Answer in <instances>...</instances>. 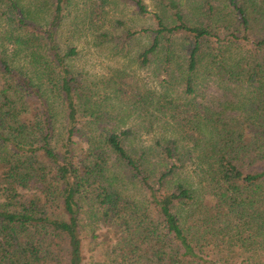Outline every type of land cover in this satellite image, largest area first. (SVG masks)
Listing matches in <instances>:
<instances>
[{"label": "trees", "instance_id": "obj_1", "mask_svg": "<svg viewBox=\"0 0 264 264\" xmlns=\"http://www.w3.org/2000/svg\"><path fill=\"white\" fill-rule=\"evenodd\" d=\"M69 1L0 0L36 75L0 49V264H87L86 226L99 230L93 264H264V0H206L193 13L156 0L168 16L127 39L150 38L141 67L162 55L161 88L122 74L114 104L68 63ZM35 4L51 7L44 24ZM208 82L224 99L205 96Z\"/></svg>", "mask_w": 264, "mask_h": 264}, {"label": "rangeland", "instance_id": "obj_2", "mask_svg": "<svg viewBox=\"0 0 264 264\" xmlns=\"http://www.w3.org/2000/svg\"><path fill=\"white\" fill-rule=\"evenodd\" d=\"M144 1L150 11L147 16L139 15L131 0H70L66 5L65 17L59 30L60 44L65 51L71 46L77 47V55L68 59L71 69L85 88L95 93L96 98H108L106 103H115L114 84L120 80L122 74L125 75L122 83L130 82L145 89L161 88L162 72L159 63L162 55H156L150 66L141 67L136 58L148 46L150 38L141 34L127 39L129 30L153 27L154 12L168 16L166 9L156 0ZM177 1L182 2L184 13H193L206 0ZM28 2L29 0H23L27 9L30 4ZM50 8L42 4L32 5L31 11L36 13L31 15L44 24L48 20ZM103 34H107V38ZM16 35L18 33H14L9 24L0 20V49L8 55L12 64L36 77L30 51L23 45L16 44ZM203 89L208 99L211 96L216 99L223 98L224 91L213 82L206 83ZM105 102L101 101V104ZM126 119V124L135 128L143 125L133 116ZM139 128L137 137L142 135L147 140L152 139L154 133L140 132ZM94 230L91 226L83 229L87 264H93L101 252L97 245L100 239L92 238ZM95 232L98 233L99 230Z\"/></svg>", "mask_w": 264, "mask_h": 264}]
</instances>
